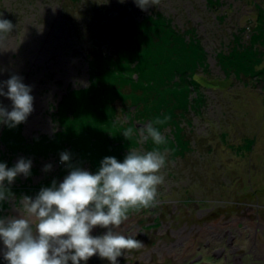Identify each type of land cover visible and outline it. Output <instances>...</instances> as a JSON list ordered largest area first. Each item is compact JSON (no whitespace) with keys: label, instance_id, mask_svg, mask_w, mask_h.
Masks as SVG:
<instances>
[{"label":"rangeland","instance_id":"rangeland-1","mask_svg":"<svg viewBox=\"0 0 264 264\" xmlns=\"http://www.w3.org/2000/svg\"><path fill=\"white\" fill-rule=\"evenodd\" d=\"M45 8L55 12L48 32L67 48L43 62L28 45L46 22ZM0 17L15 26L0 41V82L16 74L32 86L25 138L61 128L62 144L52 150L70 153V161L53 163L67 169L79 160L91 173L105 157L166 155L155 201L130 210L118 229L135 233L142 242L136 250L171 248L180 253L179 264H223L210 254L222 241L208 242L227 229L221 222L229 217L230 234H242L239 252L255 245L264 255V234L247 237L264 232V0H144L141 6L138 0H0ZM21 53L23 59H12ZM0 104L11 111L7 97ZM69 112L76 118L62 125L59 116ZM149 123L163 143L141 141L139 129ZM7 126L0 124V160L6 156L1 163L13 167L22 154L12 155L9 140L17 142L19 127L8 126L6 134ZM128 128L133 135L126 138ZM28 159L41 173L48 165ZM46 174L6 181L12 198L0 201V218H20L22 197L34 199L45 178L47 187L49 179L59 185L62 174ZM153 258L162 261L154 252Z\"/></svg>","mask_w":264,"mask_h":264},{"label":"clouds","instance_id":"clouds-1","mask_svg":"<svg viewBox=\"0 0 264 264\" xmlns=\"http://www.w3.org/2000/svg\"><path fill=\"white\" fill-rule=\"evenodd\" d=\"M138 3L141 6L144 0ZM14 27L12 21L0 17V41ZM32 90L16 74L0 82V96L12 101L11 111L0 104V124L16 127L27 120L34 111ZM123 135L132 136L133 129L128 128ZM139 137L141 141L151 138L156 144L164 142L159 129L151 123L139 129ZM60 160L69 162L70 153L62 152ZM165 163L166 155L158 150L130 151L123 162L105 157L95 174L73 168L58 186L53 181L34 199L22 197L25 212L20 218H0V238L6 248L4 259L10 264H80L98 253L100 258L117 264L125 250L142 245L134 232L123 234L117 229L128 219L130 210L153 204L157 186L164 180L161 170ZM31 168L32 161L25 158L11 168L0 163V201L12 198L4 182L11 184L20 174L28 177ZM51 168L49 164L44 170ZM95 227L108 231L93 237L90 233Z\"/></svg>","mask_w":264,"mask_h":264},{"label":"flooded vegetation","instance_id":"flooded-vegetation-1","mask_svg":"<svg viewBox=\"0 0 264 264\" xmlns=\"http://www.w3.org/2000/svg\"><path fill=\"white\" fill-rule=\"evenodd\" d=\"M54 13L55 12L51 8H45L44 11H42V13H40V15L44 16L46 22L43 23V24H40L39 27H36L38 29V34L32 40L29 41L31 44L28 45V47L33 48V54L36 56V58L42 60L43 62H45L46 60L50 59V57L51 58H53V57L56 58L57 56H59V54L60 55H64V52H65L64 49L67 48L66 45H65V43H66L65 41L58 42V40L60 38L59 34L51 33V31L48 32V30H50V28H52V26H53L52 25L53 22L51 20L53 18V14ZM57 16H59V15L57 14ZM45 36L47 37L46 41L43 40V38ZM40 38H42L43 42H39ZM29 42H22V43H29ZM67 43H69V42L67 41ZM69 46H70V44H69ZM54 49L56 50L57 54L53 53ZM22 55H23L22 53L21 54H17L14 57H12V59L14 61H19L20 59H23ZM26 57H28V56H26ZM32 57H34V56H29V59H31ZM3 64H4L3 63V58H0V65L2 66ZM55 72H57V71H55ZM0 73H1V71H0ZM2 73H4V72L2 71ZM1 79H2V76L0 75V80ZM66 85H67V88H68L69 87L68 84H66ZM64 93H65V91H63L61 96H60V98L63 99V100L65 98ZM49 121L51 122L52 118H50ZM29 124H30V122H29ZM24 125H25V123H24ZM60 127H61V125H60ZM60 131H61V128H60ZM48 136L50 137L51 135H48ZM20 216H22V215H20ZM10 218H12V217H10ZM13 218H16V217H13ZM237 219L239 221H241L244 218L243 217L242 218L239 217ZM241 222H243V221H241ZM33 223H35L34 219H33ZM221 223H223L222 225L225 226V228L228 229L229 225H231L234 222L231 221L230 218L228 217V218L224 219ZM227 229L223 230V229L219 228L218 232L211 233V238H210V241L208 242L209 246L212 245L211 240L218 239V240L222 241L221 245L219 243H217L218 247L212 249V252L210 253L212 255V258L213 257H215V258L216 257L223 258L224 259L223 260V264H264V255H262L263 253L260 252L261 250H260L259 247H256L255 245H253V247L248 248V250L245 253H240L239 252V248H240L239 246L240 245L237 246L236 242L239 239H242V236H241L242 234L240 232H238L237 234L232 235V234H230V231L227 230ZM107 231H108V229H105L104 233H99V231H95L93 229L91 231V235L93 237L102 236V235L106 234ZM256 231H250V233L248 234L247 237L249 238V236L252 235V234L256 235L257 237L263 236L262 234H264V232H261L259 229H256ZM120 232L123 233L121 230H120ZM123 234H128V233L124 232ZM195 237H197V236H195ZM0 242H1L0 248L2 250V252H0V257H4L3 253H4V251H6V248H5V245L3 244L2 238H0ZM170 244H172V243L170 242L169 246H170ZM177 244H179V242L176 243L175 246ZM175 246H173V247H175ZM163 250H164L163 252L161 250H159V249H156V251H149V252L143 251L142 252L141 250L138 251L136 249H128V250H125L122 253V255L117 258V264H176V263L179 264L181 259L179 257L180 253L176 252L177 250H172L171 248H168V249L167 248H163ZM153 252L156 253V255H160L162 261L159 258L158 259L157 258L154 259L153 258ZM168 254L176 255L175 260L166 259L165 255L168 256ZM98 255L99 254L97 253V255H96L97 258H98ZM98 259H99V261H101L100 258H98ZM95 260H96V258H94V256H93V257L89 258L87 262L81 261L80 264H94ZM103 261H104V264H111V262L108 261L107 259H104ZM199 261H200V258H199ZM69 264H72V262L69 261ZM96 264H102V263H96Z\"/></svg>","mask_w":264,"mask_h":264},{"label":"crops","instance_id":"crops-1","mask_svg":"<svg viewBox=\"0 0 264 264\" xmlns=\"http://www.w3.org/2000/svg\"><path fill=\"white\" fill-rule=\"evenodd\" d=\"M50 118L51 117H49L48 119L50 120ZM59 119H61V118H59ZM58 119V120H59ZM41 121H43V118L41 119ZM58 123V122H57ZM5 127H6V124H3ZM21 127V131L22 130H24L25 132L27 131V127L26 126H24V125H21L20 126ZM19 127V128H20ZM5 131H8V126H7V129L5 130ZM4 131V132H5ZM23 135V134H22ZM50 137H53V135L52 136H50ZM25 138V137H24ZM35 138H32V140L30 141L29 139H27V138H25V140L26 141H28V142H32L33 140H34ZM5 146V145H4ZM44 151H42V152H40V153H36V154H34V153H32L31 152V154H26L25 152H17V153H13L12 152V155H18V154H22L21 155V158H29V157H32L33 159H37L36 157H38V162H36L35 161V163L37 164V163H43V164H50V162H52V164H54L55 166L53 167L52 166V168H51V170H49V171H47V172H52V174L54 173V175L56 174V175H59V174H62V178H61V180H60V183H62L63 182V180H64V178L70 173V171L73 169V168H82V169H84V167H83V165L81 166V163L79 162V160H78V163H77V166L78 167H74L73 166V164L68 168L67 167V169H64L65 167H66V165H65V167L64 166H62V168L61 167H59V165H58V161L56 162V163H53V161H54V159H56L57 157L59 158L60 157V154L59 153H55L54 151H51V153L49 152H47V155H44V154H41V153H43ZM41 154V155H40ZM80 155V154H79ZM86 158L87 157H85V158H83V161L82 162H84V161H86ZM90 159V158H89ZM2 160V159H1ZM52 160V161H51ZM45 168V167H44ZM36 169V170H35ZM37 167H32L31 168V176L32 177H35V178H38V176H39V178H40V176H45V175H47L46 173V171L43 169V171H42V173L41 172H38V170H40V169H38ZM59 169H62V170H59ZM85 170V169H84ZM41 171V170H40ZM87 171V170H86ZM91 173H93V174H95V173H97V171L95 170V171H93V172H91ZM20 176H22V175H20ZM24 176V175H23ZM23 180H25V178L23 179ZM15 181H16V179H15ZM49 181H51L52 183H53V180H50L49 179ZM6 182V181H5ZM4 182V183H5ZM23 182V181H22ZM42 182V181H41ZM44 183V185L45 186H41L39 189H36L35 190V192H36V194L35 195H37L39 192H40V190L42 189V188H46L47 186V184H48V181H47V179L45 178V182H43ZM59 183V184H60ZM58 186V185H57ZM49 187V186H48ZM14 195V194H13ZM15 197H16V195H15ZM15 199H17V198H15ZM35 223H33V225H34ZM95 231H99V233H104V231H105V229L106 228H102V227H95V228H93ZM116 229H114V231H115ZM118 231V230H117ZM91 234V233H90Z\"/></svg>","mask_w":264,"mask_h":264},{"label":"trees","instance_id":"trees-1","mask_svg":"<svg viewBox=\"0 0 264 264\" xmlns=\"http://www.w3.org/2000/svg\"><path fill=\"white\" fill-rule=\"evenodd\" d=\"M69 98H70V94H69ZM60 113H61V108H60ZM70 112L68 113V115L65 116V119H63V117L59 116V122L63 125V123L65 121H67V119H69L70 117ZM75 115H73L72 118H70V120L74 121ZM66 123V122H65ZM21 125H23V123H21L20 125H18V127H20ZM61 132V131H60ZM60 132H57L55 135H53V137H49V136H40V137H36L32 142H28L25 140L24 136L22 135V131H21V127L18 130V137L19 139H17V142H15L14 140L10 141V148H13V153H17V152H25L26 154H31L34 153H40L42 151H44L43 153L46 152H51L53 150H55V148H57L60 144H62V140L64 139L63 137L60 136ZM4 133H8V131H5ZM57 144V145H56ZM6 148V147H5ZM52 148H54L52 150ZM15 149V150H14ZM9 152V151H7ZM55 153H58V151H54ZM3 161L4 159H6V156L2 157ZM1 163V160H0ZM9 168H11L12 166L10 165V162L7 165Z\"/></svg>","mask_w":264,"mask_h":264},{"label":"water","instance_id":"water-1","mask_svg":"<svg viewBox=\"0 0 264 264\" xmlns=\"http://www.w3.org/2000/svg\"><path fill=\"white\" fill-rule=\"evenodd\" d=\"M2 153V152H1ZM94 258H96V260H95V262H94V264H96V263H102V264H104V259H102V258H100V256L98 255V258H100L101 259V261H99V259L96 257V256H94ZM103 261V262H102ZM0 264H10V262L9 261H7V260H5L4 259V257H0Z\"/></svg>","mask_w":264,"mask_h":264},{"label":"bare ground","instance_id":"bare-ground-1","mask_svg":"<svg viewBox=\"0 0 264 264\" xmlns=\"http://www.w3.org/2000/svg\"><path fill=\"white\" fill-rule=\"evenodd\" d=\"M35 95H36V94H35ZM30 125H31V124H30ZM30 125H29V126H30ZM24 126H25V125H24ZM58 162H59V161H58ZM63 164H64V163H63ZM58 165H59V164H58ZM59 167H60V165H59ZM64 167H65V165H64Z\"/></svg>","mask_w":264,"mask_h":264},{"label":"built area","instance_id":"built-area-1","mask_svg":"<svg viewBox=\"0 0 264 264\" xmlns=\"http://www.w3.org/2000/svg\"><path fill=\"white\" fill-rule=\"evenodd\" d=\"M60 164H62V162H59Z\"/></svg>","mask_w":264,"mask_h":264}]
</instances>
